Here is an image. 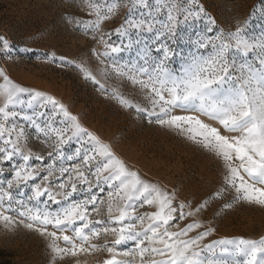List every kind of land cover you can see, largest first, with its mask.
Wrapping results in <instances>:
<instances>
[{
  "label": "snow or ice",
  "instance_id": "snow-or-ice-1",
  "mask_svg": "<svg viewBox=\"0 0 264 264\" xmlns=\"http://www.w3.org/2000/svg\"><path fill=\"white\" fill-rule=\"evenodd\" d=\"M81 6L88 18L63 19L94 42L90 55L50 51L43 59L211 157L218 179L187 196L169 189L60 98L0 67V223L43 238L48 264H89L80 257L98 253L95 264H264V236L205 242L216 233L209 213L264 210V32L249 33L255 12L225 30L196 0ZM122 10L123 22L105 31ZM259 11L264 22V5ZM20 51L33 49L0 34V57Z\"/></svg>",
  "mask_w": 264,
  "mask_h": 264
},
{
  "label": "rangeland",
  "instance_id": "rangeland-1",
  "mask_svg": "<svg viewBox=\"0 0 264 264\" xmlns=\"http://www.w3.org/2000/svg\"><path fill=\"white\" fill-rule=\"evenodd\" d=\"M184 2L191 4L193 0ZM196 2L203 4L225 30H234L237 20L243 21L255 12L249 33L258 36L264 32L259 11L264 0ZM81 4L82 0H0V34L21 48L33 49L28 53H13L15 59L0 57V67H4L17 82L60 98L81 117L85 126L100 133L121 156L149 178L161 180L169 189L178 187L184 196L197 193L201 187L207 191L213 185H205L204 182L218 179L216 163L211 157L175 135L134 119L130 110L106 99L77 71L58 68L43 59L44 54L50 51L70 56L90 55V45L94 42L72 25H66L63 19L66 13L88 18ZM123 11L126 10H122L120 17L105 22V31L123 22ZM108 83L120 86L116 81ZM120 90L130 97L134 94L132 86L127 83L120 86ZM208 218L216 227V233L205 242L223 237L259 239L264 236V210L259 208L238 205L222 218L212 220L211 213ZM103 257L104 253H98L94 257L81 256L80 259L82 262L88 259L89 264H95ZM48 259L43 238L23 228H5L0 223V263L48 264ZM65 259L72 260L74 264L75 258Z\"/></svg>",
  "mask_w": 264,
  "mask_h": 264
},
{
  "label": "trees",
  "instance_id": "trees-1",
  "mask_svg": "<svg viewBox=\"0 0 264 264\" xmlns=\"http://www.w3.org/2000/svg\"><path fill=\"white\" fill-rule=\"evenodd\" d=\"M0 264H2V263H0Z\"/></svg>",
  "mask_w": 264,
  "mask_h": 264
}]
</instances>
